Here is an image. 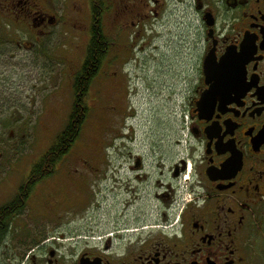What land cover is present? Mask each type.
I'll use <instances>...</instances> for the list:
<instances>
[{
  "label": "flooded vegetation",
  "instance_id": "obj_1",
  "mask_svg": "<svg viewBox=\"0 0 264 264\" xmlns=\"http://www.w3.org/2000/svg\"><path fill=\"white\" fill-rule=\"evenodd\" d=\"M163 2L174 14L188 12L187 24L177 23L187 27L180 36L192 59L178 103L186 119V157L167 171L161 159L131 153L127 167L101 162L92 168L88 175L98 184L113 182L116 200L113 230L100 243L27 230L55 221L48 218L54 214L50 197L41 205L36 192L52 175L30 180L38 162L31 169L29 163L25 179L0 175V185H9L0 197V264H264V0ZM47 3L0 0V117L23 111L11 105L12 83L33 76L53 44L57 19ZM164 3L142 2L154 5L149 14L155 19ZM160 28L152 22L146 32L154 51ZM178 97L174 92L173 101ZM17 163L9 170L16 173ZM144 194L152 197L157 218L129 227ZM25 209L33 214L28 225L21 219Z\"/></svg>",
  "mask_w": 264,
  "mask_h": 264
},
{
  "label": "rangeland",
  "instance_id": "obj_2",
  "mask_svg": "<svg viewBox=\"0 0 264 264\" xmlns=\"http://www.w3.org/2000/svg\"><path fill=\"white\" fill-rule=\"evenodd\" d=\"M129 1L104 0L108 8L102 27L110 38L109 51L89 88L88 116L79 137L48 182L36 191L41 205L50 197L54 214L47 213V206L39 209L55 221L27 229L33 234L41 231L50 237L64 235L66 242L100 243L113 230L116 200L113 182L98 184L88 175L92 168L101 162L100 166L109 162L123 168L132 161L131 153L143 161L161 159L167 171L187 155L186 119L179 114L178 103L185 75L192 72V59L182 43L187 27L177 23L182 19L187 24L188 12L175 9L174 14L172 5L159 0L165 12L155 19L149 14L153 4L145 7L144 0H132L136 6L131 8ZM47 4L57 19L52 27L53 44L33 76L12 83L16 91L11 105L23 111L0 117V175L5 173L10 180L25 179L64 129L73 105L72 81L86 57L92 19L89 0H48ZM130 10L139 14L132 16ZM152 22L162 27L156 51L148 46L146 36ZM174 92L179 97L173 101ZM119 136H124L122 142ZM16 162L15 173L9 168ZM8 190V184H1L0 197ZM142 198L132 208V215H138L137 219L131 215L129 227L157 218L150 194ZM32 215L25 209L22 222L28 225Z\"/></svg>",
  "mask_w": 264,
  "mask_h": 264
},
{
  "label": "trees",
  "instance_id": "obj_3",
  "mask_svg": "<svg viewBox=\"0 0 264 264\" xmlns=\"http://www.w3.org/2000/svg\"><path fill=\"white\" fill-rule=\"evenodd\" d=\"M90 4L92 6V19L89 26L86 57L82 67L76 72L72 81L73 105L67 123L57 135L50 149L40 158L37 165L32 168L30 180L36 177L35 181L38 182L40 179L51 176L55 172L58 163L68 154L79 137L82 124L88 116V91L107 56L110 43V38L104 35L103 27H101V14H105L108 7L104 5V0H90Z\"/></svg>",
  "mask_w": 264,
  "mask_h": 264
}]
</instances>
